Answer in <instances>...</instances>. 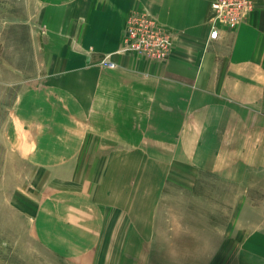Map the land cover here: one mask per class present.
I'll use <instances>...</instances> for the list:
<instances>
[{
	"label": "crops",
	"instance_id": "crops-1",
	"mask_svg": "<svg viewBox=\"0 0 264 264\" xmlns=\"http://www.w3.org/2000/svg\"><path fill=\"white\" fill-rule=\"evenodd\" d=\"M211 1L38 0L43 73L17 101L12 141L31 165L60 167L82 213L154 203L199 165L234 183L264 170V0L215 40ZM141 9L173 31L163 60L117 52Z\"/></svg>",
	"mask_w": 264,
	"mask_h": 264
},
{
	"label": "rangeland",
	"instance_id": "rangeland-1",
	"mask_svg": "<svg viewBox=\"0 0 264 264\" xmlns=\"http://www.w3.org/2000/svg\"><path fill=\"white\" fill-rule=\"evenodd\" d=\"M37 3L0 0V264H264V170L234 183L199 165L154 203L82 213L60 167L44 172L15 147L17 101L43 73Z\"/></svg>",
	"mask_w": 264,
	"mask_h": 264
},
{
	"label": "built area",
	"instance_id": "built-area-1",
	"mask_svg": "<svg viewBox=\"0 0 264 264\" xmlns=\"http://www.w3.org/2000/svg\"><path fill=\"white\" fill-rule=\"evenodd\" d=\"M257 2L258 0H212L209 39L215 40L219 37L220 25L238 27L239 23L255 10ZM123 36L117 52L136 53L151 60L167 58L175 43L173 31L146 9L129 13ZM102 64L117 66L109 56L103 59Z\"/></svg>",
	"mask_w": 264,
	"mask_h": 264
}]
</instances>
